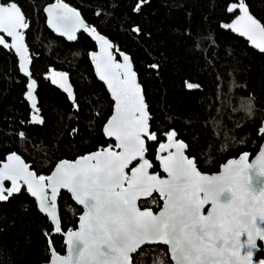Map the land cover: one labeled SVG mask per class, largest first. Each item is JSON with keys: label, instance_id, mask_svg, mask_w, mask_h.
<instances>
[{"label": "trees", "instance_id": "1", "mask_svg": "<svg viewBox=\"0 0 264 264\" xmlns=\"http://www.w3.org/2000/svg\"><path fill=\"white\" fill-rule=\"evenodd\" d=\"M55 1L14 0L29 24L26 46L43 125H29L27 80L20 75L13 52L0 48V164L15 152L38 175H49L59 160L73 161L113 143L102 133L113 103L93 72L90 53L96 45L85 32L68 42L49 31L44 8ZM62 2L108 38L115 53L130 56L148 105L151 130L160 142L166 141L162 133L174 129L177 139L191 146L186 154L197 158L205 174L217 173L229 159L245 152L251 158L257 154L263 142L258 129L264 121V54L221 29L235 17L226 8L238 0H148L140 12L133 11L137 0ZM245 2L264 24V0ZM136 26L142 29L140 34L132 31ZM153 63L160 66L158 70L149 67ZM53 72L67 73L78 111L51 82ZM186 81L200 87L190 90ZM249 97H254L251 115L242 108ZM73 128L79 131L69 135ZM20 131L26 140L20 139ZM147 143V158L157 173L158 144ZM58 207L62 231L55 234L24 188L0 202V264H45L51 255L48 241L58 255H64L63 234L77 228L78 215L73 213L82 211L64 192ZM153 211L159 208L153 206ZM166 251L163 246L144 247L142 255L133 257L137 264H159L160 259L167 260L162 255ZM257 258L264 259V252Z\"/></svg>", "mask_w": 264, "mask_h": 264}, {"label": "snow or ice", "instance_id": "2", "mask_svg": "<svg viewBox=\"0 0 264 264\" xmlns=\"http://www.w3.org/2000/svg\"><path fill=\"white\" fill-rule=\"evenodd\" d=\"M147 2L137 0L133 11L140 12ZM237 9L240 15L222 26L247 37L264 53V24L250 14L245 0L229 4L226 11L235 13ZM44 12L48 26L67 40L76 41L77 32L83 30L98 43L99 52L90 56L113 101V114L103 132L114 143L73 161L59 160L49 175L30 170L15 152L0 165V202L9 201L26 187L39 211L55 225V232L62 231L57 205L61 190L82 206V214L73 213L78 215V230L66 233L67 255H58L53 249L51 264H137L133 254L142 255L145 245L161 244L167 246L162 255L174 264H264V259L254 262L257 242H264V147L252 163L245 152L239 159H229L219 174L202 173L197 158L186 155L191 146L177 139L174 129L162 133L166 142H160L157 132L151 130L144 91L130 57L121 53L123 62L117 63L110 51L112 44L62 0L45 7ZM28 28L17 3L0 0V33L11 38L9 44L0 35V45L15 50L20 71L30 77L27 66L31 60L23 31ZM132 31L140 34L142 29L136 26ZM149 67L158 70L160 66L153 63ZM50 78L78 111L67 73L53 72ZM185 84L190 90L200 87ZM26 87L25 97L32 109L29 122L43 124L34 95L36 80L31 79ZM253 101L249 97L242 105L249 115L254 111ZM78 131L73 128L69 135ZM258 132L264 137V126ZM18 136L27 139L23 131ZM149 141L158 144L155 160L166 176L150 172L153 164L146 158ZM6 181L9 187H5ZM153 206L159 211L154 212ZM167 260L160 259L159 264H167Z\"/></svg>", "mask_w": 264, "mask_h": 264}, {"label": "water", "instance_id": "3", "mask_svg": "<svg viewBox=\"0 0 264 264\" xmlns=\"http://www.w3.org/2000/svg\"><path fill=\"white\" fill-rule=\"evenodd\" d=\"M56 2V1H55ZM54 2V3H55ZM53 4V3H52ZM49 5H51V4H49ZM49 5H47V6H49ZM46 6V7H47ZM249 12H250V9H249ZM45 13V12H44ZM228 13V12H227ZM229 15H235V17H234V19L238 16V15H240V13H239V10L237 9L236 10V12L235 13H228ZM250 14H251V12H250ZM45 17H46V24H47V14L45 13ZM82 18V17H81ZM255 18V17H254ZM233 19V20H234ZM257 19V18H256ZM232 20V21H233ZM258 20V19H257ZM231 21V22H232ZM230 22V23H231ZM86 23V22H85ZM261 23V22H260ZM223 25V24H222ZM221 25V29H223V30H225V31H229L232 35H234V36H236L237 38H240V39H242L243 41H245L246 43H247V45L249 46V48H251L252 50H254V51H256V52H258V53H260V54H264V53H261L260 52V50L258 49V48H256L253 44H252V42L251 41H249L248 39H247V37H244V36H240L239 35V33H237V32H233L231 29H227V28H224L223 26ZM47 27H48V29H49V31L52 33V34H54L55 36H57L58 38H61V39H64V40H66V41H68V42H72V41H69V40H67V38L66 37H63V36H61V35H59V33H57V32H55L53 29H51L49 26H48V24H47ZM90 27H92V26H90ZM29 29V28H28ZM28 29H25V30H23L24 31V36H25V40H24V43H25V45H26V32L28 31ZM81 33H83V30H80V31H78L77 32V37L81 34ZM87 34V33H86ZM0 35H4L5 36V41H6V43H11V38L10 37H7L6 36V34H3V33H0ZM88 35V34H87ZM89 36V35H88ZM90 37V36H89ZM105 37V36H104ZM106 38V37H105ZM91 39L94 41V43H95V45H96V51L95 52H99V45H98V43L91 37ZM111 44H112V49H110V51L112 52V54H113V56H114V58H115V61L117 62V63H122L123 62V56L121 55V53H123L124 55H127V54H125L124 52H114L115 51V46H114V44L108 39V38H106ZM27 47V46H26ZM0 48H2V49H4V50H7V51H12L13 52V54L15 55V57H16V59H17V66H18V70H19V73H20V75L21 76H23L26 80H27V83H29L30 82V80L31 79H33L31 76L30 77H28V76H25V74L23 73V72H21L20 71V69H19V57H18V54H16L15 53V50L14 49H10V48H4L2 45H0ZM28 56H29V58H30V53H29V50H28ZM129 56V55H128ZM130 57V56H129ZM131 59V58H130ZM90 60L92 61V59H91V56H90ZM92 65H93V72H94V75H95V78H96V80L100 83V84H102L103 86H104V88H105V90L107 91V93H108V95H109V97H110V100H111V102L113 103V101H112V98H111V95H110V92H109V90L107 89V86H106V84L103 82V81H101L99 78H98V75H97V73H96V71H95V64H94V62L92 61ZM132 66H133V64H132ZM28 70H29V72L31 73V71H30V68H31V64H29L28 66ZM133 70H134V67H133ZM135 71V70H134ZM137 82L139 83V79H138V76H137ZM68 83L71 85V83L69 82V80H68ZM140 84V83H139ZM59 86V85H58ZM71 88H72V85H71ZM26 90H27V87H26ZM61 90L63 91V93L66 95V96H68L67 95V93L66 92H64V90L61 88ZM36 91H37V83H36V89H35V93H34V95H35V97H36ZM72 91H73V88H72ZM74 94V93H73ZM24 98H25V100L27 101V104H28V106H29V109H30V111H31V114H32V109H31V105H30V102L26 99V97L24 96ZM36 101H37V97H36ZM37 107H38V101H37ZM113 114V106H112V113H111V115ZM110 115V116H111ZM39 116H40V112H39ZM41 117V116H40ZM43 119V118H42ZM29 125L30 126H41V125H43V124H32V123H29ZM261 126H264V121L262 122V125ZM102 133H103V136L105 137V139L106 140H108V141H111V142H113L114 143V140L112 139V138H108V137H106L105 136V134H104V132H103V129H102ZM166 142V141H165ZM261 147H264V137H263V142H262V144H261V146H260V148H259V150H258V152H257V154L253 157V158H251L250 156H249V160H248V162L249 163H252L254 160H255V158H256V156L259 154V151H260V149H261ZM157 151H158V148H157V150H156V153H157ZM187 155V154H186ZM6 158H7V156H6ZM6 158H5V161L3 162V163H5V162H7V160H6ZM146 158H147V153H146ZM237 159H239V157L237 158ZM155 162H156V164L159 166V172H157V173H159L161 176H166V174L165 173H163L162 172V169H161V167H160V165H159V162L158 161H156L155 160ZM3 163H1L0 165H2ZM26 163V162H25ZM227 163V162H226ZM225 163V164H226ZM224 165V164H223ZM222 165V166H223ZM222 166L220 167V169H219V171L217 172V173H214V174H219V172L222 170ZM54 169V168H53ZM30 170H31V168H30ZM152 170L153 169H150V172H152ZM10 186V182H5V187H9ZM25 189V191H26V187H22V189ZM22 191V190H21ZM67 193L69 196H70V194L66 191V190H61V193ZM26 193H27V195L35 202V204H36V207H37V211L41 214V215H43L44 217H46L49 221H50V223L52 224V226H53V229H54V233L55 234H60V233H57V232H55V225L51 222V220H50V218L46 215V213H42V212H40L39 211V207H38V202L35 200V198L34 197H32L27 191H26ZM15 195H17V194H14L13 195V197L15 196ZM12 198V197H11ZM10 198V199H11ZM59 198H60V196L58 197V201H59ZM71 198V197H70ZM9 199V200H10ZM58 201H57V205H58ZM7 202V201H6ZM1 203H4V202H1ZM77 207H79L80 209H81V211H83V209H82V206H78V205H76ZM207 207V206H206ZM81 214H82V212H81ZM58 215H59V207H58ZM78 227H79V220H78V224H77V228L75 229V230H78ZM243 239V238H242ZM66 240H67V236H66V233L65 234H63V244H64V246H65V254L64 255H67V244H66ZM258 243V251L254 254V262L255 261H258L259 259L257 258V256H258V254L260 253V251H263L264 252V242H262V241H258L257 242ZM48 246H49V248H50V254H51V251L53 250V247H52V244H51V241H48ZM151 246H163V247H166L167 248V246L166 245H145L144 247H151ZM133 255H135V254H133ZM45 264H51V255H50V259H49V261L47 262V263H45ZM171 264H174V262H171Z\"/></svg>", "mask_w": 264, "mask_h": 264}, {"label": "flooded vegetation", "instance_id": "4", "mask_svg": "<svg viewBox=\"0 0 264 264\" xmlns=\"http://www.w3.org/2000/svg\"><path fill=\"white\" fill-rule=\"evenodd\" d=\"M83 19V18H82Z\"/></svg>", "mask_w": 264, "mask_h": 264}]
</instances>
